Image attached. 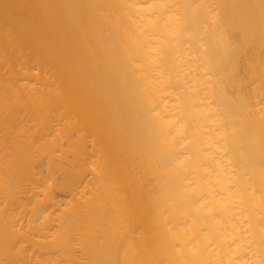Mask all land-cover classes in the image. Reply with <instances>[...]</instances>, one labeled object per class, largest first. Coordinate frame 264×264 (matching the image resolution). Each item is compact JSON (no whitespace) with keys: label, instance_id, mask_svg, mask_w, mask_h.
<instances>
[{"label":"bare ground","instance_id":"bare-ground-1","mask_svg":"<svg viewBox=\"0 0 264 264\" xmlns=\"http://www.w3.org/2000/svg\"><path fill=\"white\" fill-rule=\"evenodd\" d=\"M0 264H264V0H0Z\"/></svg>","mask_w":264,"mask_h":264}]
</instances>
